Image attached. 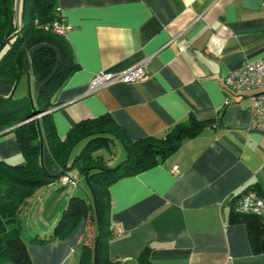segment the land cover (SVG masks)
I'll return each mask as SVG.
<instances>
[{
	"label": "crops",
	"instance_id": "0c3cea01",
	"mask_svg": "<svg viewBox=\"0 0 264 264\" xmlns=\"http://www.w3.org/2000/svg\"><path fill=\"white\" fill-rule=\"evenodd\" d=\"M257 1L252 8L246 0H56L79 64L49 110L61 137L78 122L105 114L133 139L161 136L190 114L214 120L169 158L111 185V229L124 230L110 239L113 262L135 263L148 248L154 264H264L245 224L230 220L244 192L264 191V132L250 127L246 97L223 81L245 63L264 61V0ZM24 61L30 70L31 53ZM140 62H146L141 80L89 92L95 74L120 73ZM17 87L0 82V94H15ZM21 156L14 133L0 132V160L18 163ZM43 162L58 170L46 151ZM75 195L92 196L79 179L64 185L58 179L38 189L22 210L21 235L34 264H81L84 247L93 246L90 219L65 239L31 241L51 235Z\"/></svg>",
	"mask_w": 264,
	"mask_h": 264
},
{
	"label": "trees",
	"instance_id": "16d2710c",
	"mask_svg": "<svg viewBox=\"0 0 264 264\" xmlns=\"http://www.w3.org/2000/svg\"><path fill=\"white\" fill-rule=\"evenodd\" d=\"M59 18L56 0H21L18 11L14 0H0V82L17 85L23 75H30L25 96L0 94V132L10 129L7 132L14 133L23 158L18 163L0 160V264H34L21 235L20 214L38 189L72 170L86 178L91 198L71 196L51 235L35 236L31 241L65 239L83 219H91L96 236L93 246L84 247L81 264H154L148 248L135 263L111 260L110 187L122 177L139 174L169 158L184 139L197 136L214 120H200L190 114L188 120L161 136L133 139L110 114H105L78 122L61 137L49 110L56 106L55 96L79 64L65 35L52 30ZM29 53L30 70L24 61ZM33 82L38 85L37 91ZM112 137L118 138L127 152L126 159L113 167L104 154L98 153L110 147ZM82 140H87L85 146L72 157L73 148ZM45 151L56 172L45 166ZM230 220L245 224L253 252L264 253V217L233 210Z\"/></svg>",
	"mask_w": 264,
	"mask_h": 264
},
{
	"label": "built area",
	"instance_id": "2783aa9c",
	"mask_svg": "<svg viewBox=\"0 0 264 264\" xmlns=\"http://www.w3.org/2000/svg\"><path fill=\"white\" fill-rule=\"evenodd\" d=\"M18 0H16V5ZM48 28V27H47ZM65 26L60 20L52 25V30L58 34H64ZM146 75V62L139 64L120 73L101 71L93 76L89 84V92L117 83H132L144 78ZM224 84L236 92L240 98L246 97L249 102V110L252 114L250 127L264 132V61L256 60L243 64L237 69L231 70L224 76ZM39 114L35 117H39ZM62 185L69 182L75 183L70 172L60 178ZM234 211L237 213H251L264 217V195L255 189H248L234 203ZM124 235L121 227H112V236L115 238Z\"/></svg>",
	"mask_w": 264,
	"mask_h": 264
},
{
	"label": "rangeland",
	"instance_id": "374dc122",
	"mask_svg": "<svg viewBox=\"0 0 264 264\" xmlns=\"http://www.w3.org/2000/svg\"><path fill=\"white\" fill-rule=\"evenodd\" d=\"M19 2V0H18ZM15 3V7H16V0H14ZM29 87H28V79L26 77V75H24L22 77V79L19 81L18 83V87L15 91L14 97L16 98H21L23 96H25L28 93ZM41 116V115H40ZM37 118V117H34ZM114 138V140L111 141L110 147L108 148H104L102 150H100L98 153L104 154L106 159H109V165L116 166L119 162H121L122 160L126 159L127 157V152H126V148L124 146V144L116 137H112ZM87 140H82L80 143H78L72 150V157H74L76 154L80 153V151L82 150V148L85 146ZM22 161V156L19 158V160H16V162H20ZM71 173V172H70ZM73 179L76 181L79 179L80 181V185H82L83 187L88 186L87 180L85 177H74ZM60 181V179H59ZM72 185H70V187H68L67 189L71 188ZM73 189V188H72ZM69 189V190H72ZM91 222V219L89 221ZM91 230L93 231V225L91 224ZM23 237H26L25 235H23ZM26 239V238H25Z\"/></svg>",
	"mask_w": 264,
	"mask_h": 264
},
{
	"label": "water",
	"instance_id": "95a60500",
	"mask_svg": "<svg viewBox=\"0 0 264 264\" xmlns=\"http://www.w3.org/2000/svg\"><path fill=\"white\" fill-rule=\"evenodd\" d=\"M246 2H248V4L250 5L248 7H252V8H256L257 7V4L260 3L257 0H246ZM8 130H10V129H8ZM8 130H6L5 132H7ZM1 133H4V132H1Z\"/></svg>",
	"mask_w": 264,
	"mask_h": 264
}]
</instances>
